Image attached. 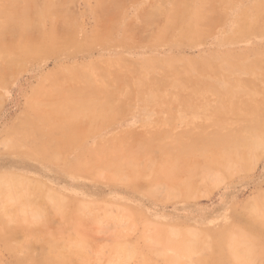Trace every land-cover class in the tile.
<instances>
[{
  "label": "rangeland",
  "instance_id": "1",
  "mask_svg": "<svg viewBox=\"0 0 264 264\" xmlns=\"http://www.w3.org/2000/svg\"><path fill=\"white\" fill-rule=\"evenodd\" d=\"M0 48V264H264V142L185 152L264 126V0H0Z\"/></svg>",
  "mask_w": 264,
  "mask_h": 264
},
{
  "label": "bare ground",
  "instance_id": "2",
  "mask_svg": "<svg viewBox=\"0 0 264 264\" xmlns=\"http://www.w3.org/2000/svg\"><path fill=\"white\" fill-rule=\"evenodd\" d=\"M23 50L25 51V53H28V51L29 52L31 51V48L28 47V49H27V47H25ZM75 66H77V65H75ZM71 91H72V89H71ZM80 91H82V90H80ZM69 92H70V90H69ZM76 96H77V94H76ZM259 136H261V137L259 138ZM195 138H198V137L196 136ZM263 138H264V126H258V127H256V126H252L251 127L250 126L248 128H242V129L237 130L235 132L227 133L225 135H220V134H216L215 135L214 134V136H212V137H204L202 139L200 137L202 142L199 141V140H198V142H195V143L192 142L193 144L188 146L189 150L188 151L186 150L187 147H185L184 150H186L185 152H186V156L188 158L195 159L197 156L198 157H202L203 158V162H204V169L205 170H210L211 168L213 170V167H211V165L214 166V167H220V168H224V169H228L229 170L235 164L243 162L244 160H246V158L249 156V154L253 150L258 149L260 146H263V144H262L264 142ZM259 139H260V141H259ZM176 148H179V147H174V149H176ZM186 156H184V157L186 158ZM181 158H182V156H181ZM194 163L199 164V162H197L196 160L194 161ZM218 170H220V169H218Z\"/></svg>",
  "mask_w": 264,
  "mask_h": 264
},
{
  "label": "crops",
  "instance_id": "3",
  "mask_svg": "<svg viewBox=\"0 0 264 264\" xmlns=\"http://www.w3.org/2000/svg\"><path fill=\"white\" fill-rule=\"evenodd\" d=\"M119 198V197H118ZM124 199V198H123Z\"/></svg>",
  "mask_w": 264,
  "mask_h": 264
}]
</instances>
